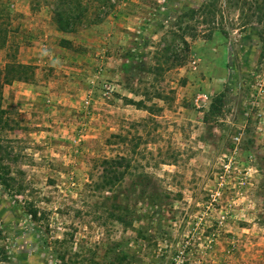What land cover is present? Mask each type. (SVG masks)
Here are the masks:
<instances>
[{
    "label": "rangeland",
    "instance_id": "obj_1",
    "mask_svg": "<svg viewBox=\"0 0 264 264\" xmlns=\"http://www.w3.org/2000/svg\"><path fill=\"white\" fill-rule=\"evenodd\" d=\"M49 1L0 0V144L44 212L29 252L0 187V264H264V0H118L71 33ZM120 156L167 196L161 227L98 189Z\"/></svg>",
    "mask_w": 264,
    "mask_h": 264
},
{
    "label": "trees",
    "instance_id": "obj_2",
    "mask_svg": "<svg viewBox=\"0 0 264 264\" xmlns=\"http://www.w3.org/2000/svg\"><path fill=\"white\" fill-rule=\"evenodd\" d=\"M118 0H50L45 5L51 6L52 22L59 32L71 33L82 25H91L102 22L113 10ZM37 2V1H36ZM39 3V1H38ZM61 43H66L61 41ZM14 68L17 72L25 68L18 64H7L6 70ZM4 82L9 83L7 78ZM227 93L219 94L211 103L210 109L205 119L218 116L223 105V99ZM127 104L140 105V102H133L123 98ZM3 114L0 110V116ZM8 126H4L1 131H6ZM4 153V154H3ZM18 157L9 148L7 150L0 144V187L6 196L19 209L21 216L28 222L29 231L32 236L27 238L29 252L39 251V234L42 233L41 220L44 212H39L34 202L23 198L26 191L25 186L19 181L11 170L10 165L17 161ZM130 162L125 156H120L114 160L105 162L106 167L100 173L98 189H105L113 192V201L116 204V220L125 228L135 229L133 224L141 221V215L152 219L151 225L156 224L161 227L160 222L164 219V203L167 196L164 192H159L155 187L156 183L148 174H132L130 172ZM18 174L22 172L17 170ZM129 180V187L125 182ZM117 185L118 190H113ZM20 199V200H19ZM141 230L140 228L139 233ZM46 243V240L43 242ZM121 247V244H118ZM126 253L123 251V260H126Z\"/></svg>",
    "mask_w": 264,
    "mask_h": 264
}]
</instances>
